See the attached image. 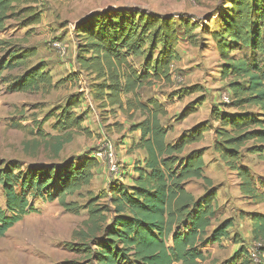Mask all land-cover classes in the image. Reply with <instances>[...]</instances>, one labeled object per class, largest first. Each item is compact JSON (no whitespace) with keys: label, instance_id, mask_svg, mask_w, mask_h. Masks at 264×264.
I'll return each mask as SVG.
<instances>
[{"label":"trees","instance_id":"16d2710c","mask_svg":"<svg viewBox=\"0 0 264 264\" xmlns=\"http://www.w3.org/2000/svg\"><path fill=\"white\" fill-rule=\"evenodd\" d=\"M224 2L215 13L218 28L211 32L202 21L177 20L173 15L138 8L90 14L76 24L79 72L58 83L54 82L46 63L26 68L27 63L37 57V49L1 43L10 49L8 59L0 62V78L4 71L26 69L21 76L1 79L9 93L43 91L49 94L84 76L99 108L109 112L116 108L129 121L140 117L141 121L130 127L131 132L141 133L139 140L133 141L131 150L145 151L146 157L144 164L137 161L134 166L137 174L133 185L117 182L110 186L106 196L112 210L97 208L94 199L84 206L68 201L93 180L99 167L94 157L86 156L78 162L69 159L59 164L30 165L24 171L15 165L0 169V189L6 202L5 208L0 203V239L26 216L35 214L34 202L55 201L75 215L88 210L91 221L100 219L105 211L113 214L111 224L97 229L100 237L94 235L91 244L75 249L89 256L86 264H200L206 259L205 249L209 245L220 246L229 238L232 220L214 227L217 192L205 176L206 150H190L189 147L202 142L205 134L214 130V152L225 167L236 174L242 195L263 201L257 180L243 162L242 151L254 143L248 149L249 154L264 152V0ZM40 5V0H0V32L5 30L6 21L23 15L24 27L41 24ZM199 30L208 32L218 51L222 79L228 82L234 112L212 107L211 118L219 124L217 127L202 123L180 141L169 143L167 136L172 129L162 123L168 116L167 106L156 98L144 100L141 91L159 83L172 84V67L182 61L179 45L186 40L193 48H198L196 32ZM138 60L142 62L137 64ZM201 92L203 88L195 85L181 90L180 97ZM84 96L72 95L63 108L50 112L35 130L14 125L35 137L23 143L28 156H33L31 147L37 150L43 142L45 148L52 149L53 158L58 159L73 135L85 132L82 127L85 118L75 112L81 107ZM205 101V97L200 96L184 109L180 119L196 113ZM253 108L259 111L253 113ZM53 118L56 120L53 127L64 135H49L43 129ZM194 180H203L208 185L207 193L200 198H195L187 189ZM252 220L255 240L264 241V215L256 214ZM68 247L74 250L73 245ZM261 250L264 252L260 249V253ZM262 256L263 253L260 259Z\"/></svg>","mask_w":264,"mask_h":264},{"label":"rangeland","instance_id":"374dc122","mask_svg":"<svg viewBox=\"0 0 264 264\" xmlns=\"http://www.w3.org/2000/svg\"><path fill=\"white\" fill-rule=\"evenodd\" d=\"M42 22L34 27H24V15L6 21L5 30L0 32V62L8 59L9 47H3V41L12 43L24 49L35 48L38 51L36 58L30 60L26 68L43 62L48 65L54 82L58 83L68 76L78 74L79 66L76 63L78 42L76 38V24L90 14L108 9L138 8L159 15H173L177 20L191 18L205 23L207 31H215L216 12L224 6V0H40ZM205 28V29H206ZM208 32L201 30L198 35V48H186L190 54H184V59L178 63L171 85L159 83L141 91L144 100L157 94L170 108V117L164 118V125H172L169 139H180L182 134L188 133L194 126L209 122L210 126L217 127L211 118L212 107H222V110L233 113L230 104L223 102V96L229 92L227 81L222 79L221 62L213 47ZM59 44L62 50L55 48ZM264 59V56H262ZM140 64L142 60L136 61ZM25 68L5 71L11 78L21 76ZM200 85L203 92L180 97V91ZM156 87V88H155ZM85 94L83 103L75 112L83 115L85 122L82 127L85 132L75 134L72 141L63 146L58 159H54L51 148H45L43 142L37 150L30 149L33 156L25 152L24 142L35 137L29 135L28 130L15 128L14 125L28 126L35 130L38 123L44 122L47 115L63 108L72 95ZM200 96H204L205 103L197 112L181 120V113ZM232 101V100H231ZM259 110L253 108L251 112ZM140 119L129 121L121 112L103 110L92 98L87 86L86 78L80 77L76 81H69L51 93L23 94L9 93L7 84L0 89V169L6 166H19L26 170L30 165L62 163L69 159L92 156L98 153L106 144L112 145L117 158L120 155L123 140L127 139L128 132H123L124 123H135ZM53 118L43 126L45 132L53 136H62L63 132L53 126ZM219 125V124H218ZM114 127V132L112 128ZM119 128V131H118ZM130 130V128H128ZM174 129V131H173ZM215 132L210 130L204 140L194 144L191 148H204L206 165L205 176L209 178L217 192V217L214 227L226 220L233 221L229 229V238L223 240L222 245H216L209 250L206 259L200 264H256L251 260L250 253L264 249V241L255 240L253 235L254 223L252 217L256 214L264 215L263 201L246 198L242 195L235 173L230 172L214 152ZM254 146L250 143L243 151V162L251 170L256 180H259V191L264 195V152L260 155H251L248 149ZM264 149V148H263ZM189 151V149H188ZM128 153V152H127ZM98 161V160H97ZM99 162V161H98ZM123 164L121 173L113 175L108 166L99 162L91 183L74 196L69 202L87 205L92 199L97 208L112 210L107 199L110 186L114 183L128 184L131 170ZM190 190L195 198L207 193L208 185L203 180H194L189 183ZM0 203L5 208V198L0 189ZM36 212L26 216L20 223L11 228L0 239V264H67L77 262L86 264L89 256L79 252L82 245L91 244L94 235L113 221V214L105 211L100 219L89 220L88 210H82L75 215L67 212L58 202H34ZM211 232H209V235ZM68 245H73L74 250ZM78 249V250H75ZM262 251V250H261ZM261 253L264 254L262 251ZM235 258V259H234ZM264 264V256L260 259ZM181 264V263H179Z\"/></svg>","mask_w":264,"mask_h":264},{"label":"crops","instance_id":"0c3cea01","mask_svg":"<svg viewBox=\"0 0 264 264\" xmlns=\"http://www.w3.org/2000/svg\"><path fill=\"white\" fill-rule=\"evenodd\" d=\"M214 44V42H212ZM188 42L186 40H183L181 41L180 45H179V52H180V55L182 57V60L184 59V54H190V52H187L186 48L188 47ZM214 46V45H213ZM191 49H195L193 47H190ZM216 54H218V51H216ZM219 56V54H218ZM180 63V62H179ZM178 68V63H175L172 67V78L174 79V72L175 70ZM7 72V71H6ZM9 72V71H8ZM10 76L12 75H5V71L1 73V78H0V89L3 87L4 84L1 83V79L2 78H11ZM156 88V87H155ZM92 96V95H91ZM93 98V97H92ZM150 98H156L158 99L160 102L164 103L166 106H167V110H168V116L170 117V108L168 107L167 103H165L164 101H162L160 99V97L157 95V94H153ZM221 110H222V107H221ZM167 116V117H168ZM166 117V118H167ZM141 120H138L137 122L135 123H124L125 124V127L123 128V132H128V138L123 140L122 142V146H121V149H123L121 151V155H120V158H121V161L126 164L127 166H129V169L131 170L130 172V177L128 178V184L126 183H123L124 185H133V178L136 176L137 172L135 171L134 169V166L136 164L137 161H140L144 164V160H145V157H146V153L145 151H142V150H131V145L133 143V141H138L139 138H140V132L137 131V132H131L128 128H130L133 124H137L138 122H140ZM216 126H218V123L215 122ZM166 127H170L172 128V125H164ZM214 127V126H213ZM114 127L112 128V131L114 132ZM118 131H119V128H118ZM174 131V129H173ZM171 134V132L169 133V135ZM169 135L167 136V142L169 143H176L178 141L181 140V138L184 136V134L181 135L180 139H176V140H170L169 139ZM190 149V147H189ZM194 149H201V148H194ZM193 148H191L190 150H194ZM128 152V153H127ZM87 157H92V156H87ZM206 170V169H205ZM260 182L259 180H257V188L260 186ZM259 189V188H258ZM223 242V241H222ZM224 244V242H223ZM222 245V244H221ZM216 245H209L205 251H209V250H214V247Z\"/></svg>","mask_w":264,"mask_h":264},{"label":"built area","instance_id":"2783aa9c","mask_svg":"<svg viewBox=\"0 0 264 264\" xmlns=\"http://www.w3.org/2000/svg\"><path fill=\"white\" fill-rule=\"evenodd\" d=\"M55 48L62 50L61 45L55 44ZM232 96L231 94H227L223 96V102L225 104H231ZM107 146H103V148L94 155V158H96L100 163L103 162L108 166L109 171L113 175H119L121 173V168L123 164L121 161L117 158V155L115 153V149L112 145L106 144ZM252 260L256 264H261L260 262V251L258 252H251L250 253Z\"/></svg>","mask_w":264,"mask_h":264}]
</instances>
